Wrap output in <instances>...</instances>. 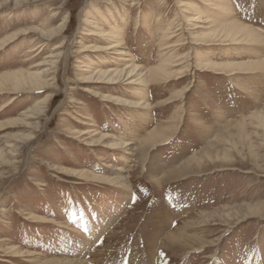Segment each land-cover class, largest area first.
<instances>
[{
	"label": "rangeland",
	"instance_id": "1",
	"mask_svg": "<svg viewBox=\"0 0 264 264\" xmlns=\"http://www.w3.org/2000/svg\"><path fill=\"white\" fill-rule=\"evenodd\" d=\"M0 81V264H264V0H0Z\"/></svg>",
	"mask_w": 264,
	"mask_h": 264
},
{
	"label": "bare ground",
	"instance_id": "2",
	"mask_svg": "<svg viewBox=\"0 0 264 264\" xmlns=\"http://www.w3.org/2000/svg\"><path fill=\"white\" fill-rule=\"evenodd\" d=\"M112 18L114 19V16H112ZM200 18V17H199ZM198 20V18H193L192 21H196ZM87 21H89L87 19ZM64 22L67 23V20H65ZM62 22L55 30H53L50 34H46V35H41L42 37H46V36H53L54 34H57V32L61 31L62 29L64 30L65 27H66V23ZM91 23H93V21L91 20ZM47 31H44V33H46ZM91 34L96 36V37H100L99 41L102 42V43H105L106 41L109 42L110 39H116L117 37L113 34V32L108 29H105V28H102L101 26L98 27V31H91ZM10 39H8L7 41H9ZM7 41H4L5 43ZM118 43H110V44H104V46H101V45H96V46H92V45H87V46H84V49L83 51H88L89 49H92L94 48L93 50L95 51H106V52H111V50H115L117 48V46H119V39L117 41ZM165 46V44L162 42L160 44V48H163ZM32 50V49H31ZM120 54H125L124 52H120ZM131 66V65H130ZM137 70V67L136 65L134 64L131 69H129L127 72L125 69H120V70H117V71H114V74L112 75L111 73H108V71H104V72H100L99 74H103L101 76H99L98 78L101 79L102 77L104 78H107V83H116L114 82V80H121L122 78L120 77L121 75L124 74V77H127L126 79H128L130 76H132L135 71ZM91 78V77H90ZM6 80H8V82H10V84L13 86V89L15 90V93H19L21 91H24V89H28V86L31 85L32 86H35L37 84H41V85H47L46 83L42 82V79H41V74L39 73H30V72H27V71H19L18 74H15V75H7ZM89 79V78H88ZM124 79V78H123ZM4 81V80H3ZM91 81V80H89ZM7 82V81H6ZM4 83H2L0 81V87H3ZM4 89L0 88V91H3ZM92 132L94 131H88V132H83L82 135H85V134H92ZM108 138V136H105V135H102V137L100 139H106ZM113 146H116L118 144V142L114 141L113 143H111ZM124 145V147H128V146H131L132 143L130 142H124L122 143ZM124 188L128 189L130 187H128V185H126ZM92 230L91 232H93L92 234L94 235L98 228L96 225H92L91 226ZM90 232V231H89ZM90 236V235H89ZM93 237V236H92ZM1 242V241H0ZM59 262H68V261H59ZM58 262V263H59ZM68 263H73V264H86V261L80 257H77V259L74 261L71 262V260H69ZM66 264V263H65Z\"/></svg>",
	"mask_w": 264,
	"mask_h": 264
}]
</instances>
